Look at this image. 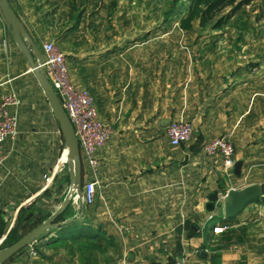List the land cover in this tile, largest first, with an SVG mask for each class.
Here are the masks:
<instances>
[{
  "label": "crops",
  "instance_id": "obj_1",
  "mask_svg": "<svg viewBox=\"0 0 264 264\" xmlns=\"http://www.w3.org/2000/svg\"><path fill=\"white\" fill-rule=\"evenodd\" d=\"M6 1L18 30L0 10V101L15 94L19 105L9 107L17 136L2 143L0 252L61 211L55 227L3 264H264L263 2L243 6L221 30L169 32L177 23L160 28L140 0ZM47 42L112 129L94 176L81 157V193L97 182L92 205L71 185L67 146L31 70ZM174 121L192 128L178 147L166 134ZM213 138L233 146L239 175L202 150ZM245 187L257 196L225 218L226 192ZM59 216L112 245L93 256L88 244L80 252L54 243Z\"/></svg>",
  "mask_w": 264,
  "mask_h": 264
},
{
  "label": "built area",
  "instance_id": "obj_2",
  "mask_svg": "<svg viewBox=\"0 0 264 264\" xmlns=\"http://www.w3.org/2000/svg\"><path fill=\"white\" fill-rule=\"evenodd\" d=\"M41 50L43 58L37 60V67L44 73L59 97L73 126L81 157L94 176L98 167L96 152L107 143L112 129L99 121L93 98L89 92L71 83L65 55L52 42L43 43ZM18 105L19 100L15 94L5 95L0 101V165L6 159L2 151V143L6 139L14 140L18 133L17 117L9 112V107ZM191 132V125L185 122H170L166 128L167 137L173 147L187 142ZM202 150L208 155H219L224 168L228 171L233 169L234 149L227 140L213 138L203 145ZM96 187V180L85 183L81 193L83 204L92 205L94 203ZM221 230V227L215 229L217 232Z\"/></svg>",
  "mask_w": 264,
  "mask_h": 264
},
{
  "label": "trees",
  "instance_id": "obj_3",
  "mask_svg": "<svg viewBox=\"0 0 264 264\" xmlns=\"http://www.w3.org/2000/svg\"><path fill=\"white\" fill-rule=\"evenodd\" d=\"M253 0H167L163 3L160 9H154V16L159 19L164 29L171 22H176L175 32H194L202 30H221L229 23L232 16L243 6L250 4ZM264 4V0H260ZM159 10V11H158ZM159 28V31L161 29ZM64 221H69V217L59 216L55 223L57 234L53 238L54 243L69 244L64 245L67 248L84 247L88 244V249L93 251V256H96L101 251L103 244L112 245L111 241L95 238L91 235L86 236V232L81 233V225L79 221L73 220L69 223L61 224ZM34 226L28 228L21 235H25ZM17 239L10 241L5 247L12 245ZM71 243V244H70ZM80 252H82L79 249Z\"/></svg>",
  "mask_w": 264,
  "mask_h": 264
},
{
  "label": "water",
  "instance_id": "obj_4",
  "mask_svg": "<svg viewBox=\"0 0 264 264\" xmlns=\"http://www.w3.org/2000/svg\"><path fill=\"white\" fill-rule=\"evenodd\" d=\"M0 10L3 14V17L12 26L14 32L17 33L18 23L11 9L9 8L6 0H0ZM18 43L20 47L24 50V52L27 53V48L19 38ZM31 70L33 73H35L36 78L57 119L60 132L63 136L68 150V164L71 171V185L78 188L77 191L81 196L80 189L82 185V161L80 148L76 136L74 134L73 126L61 105L59 97L52 89L48 79L40 71L35 62L31 63ZM240 168L241 162H236L233 167L234 174L239 175ZM255 196H257V193L255 192L254 187H245L241 190H228L223 198V213L225 218L230 219L235 217L242 210L245 204L248 203ZM215 199L216 197L212 198V201H214ZM60 211L61 210L57 211L54 215H52L44 224L32 230L6 249L2 250L0 252V264L5 263L17 252H19L20 250L31 244L33 241H35L44 232L55 227L53 221L56 218L57 214L60 213Z\"/></svg>",
  "mask_w": 264,
  "mask_h": 264
},
{
  "label": "rangeland",
  "instance_id": "obj_5",
  "mask_svg": "<svg viewBox=\"0 0 264 264\" xmlns=\"http://www.w3.org/2000/svg\"><path fill=\"white\" fill-rule=\"evenodd\" d=\"M126 1H128V0H126ZM140 1H141V7H142L141 13L143 14V13H149L150 12L149 16L153 18V17H155L154 16V12H155L154 9L155 8L160 9L162 7L163 3L166 2L167 0H140ZM172 29H173V27H167V31H169V32L174 31ZM164 32L165 31H160L159 33H164Z\"/></svg>",
  "mask_w": 264,
  "mask_h": 264
},
{
  "label": "bare ground",
  "instance_id": "obj_6",
  "mask_svg": "<svg viewBox=\"0 0 264 264\" xmlns=\"http://www.w3.org/2000/svg\"><path fill=\"white\" fill-rule=\"evenodd\" d=\"M66 158H67V160H68V155H66Z\"/></svg>",
  "mask_w": 264,
  "mask_h": 264
}]
</instances>
